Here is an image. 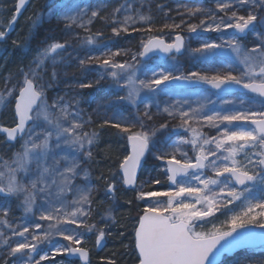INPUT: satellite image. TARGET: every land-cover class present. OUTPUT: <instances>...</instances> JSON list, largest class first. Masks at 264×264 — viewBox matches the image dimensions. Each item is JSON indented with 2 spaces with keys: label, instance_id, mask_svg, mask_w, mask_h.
I'll use <instances>...</instances> for the list:
<instances>
[{
  "label": "snow or ice",
  "instance_id": "snow-or-ice-1",
  "mask_svg": "<svg viewBox=\"0 0 264 264\" xmlns=\"http://www.w3.org/2000/svg\"><path fill=\"white\" fill-rule=\"evenodd\" d=\"M152 2L74 5L57 16L70 39L53 40L26 68L4 78L0 115L10 110L13 122L0 125V133L9 148L16 143L20 147L8 159L0 156V264H44L56 256L90 264L86 234L95 233L97 247L112 235L107 220L119 223L112 213L122 189L135 192L134 200L125 201L128 205L144 202L130 233L136 264H218L221 254L255 238L252 227L264 230V0H209L214 8L203 7L200 0L177 3L179 23L171 18V7L156 3L157 12L166 21L172 19L159 29L153 27ZM25 4L17 0L6 27L0 19V41ZM6 10L0 4V13ZM197 17L199 23L190 22ZM29 20L34 28L41 14ZM96 21L110 28V37L103 30L92 31ZM132 33L147 34L135 51L118 46L113 50L104 43L107 39L118 44V38ZM205 33L219 38H206ZM192 38L199 46H189ZM72 40L78 42L75 47L86 49L83 56L69 51H75ZM13 44L22 47L27 40ZM101 48L105 50L92 54ZM157 52L171 61L172 70L147 69L151 75L145 72L141 78L144 61ZM218 54L230 57L220 69L185 73L179 63L185 55L206 62ZM71 60L81 71L92 64L99 69L98 79L79 82L80 89L109 80L124 93L117 102L129 105L132 115L104 119L98 128L115 129L126 140V154L113 156L111 147L98 152L100 133L91 116L85 118L82 96H48L59 82L60 64L67 66ZM175 85L189 90L188 96L171 99ZM237 90L239 96L234 95ZM149 157L152 165L145 169ZM103 161L111 164L105 169ZM93 167L98 170L95 177ZM145 170L148 175L140 181L138 173ZM155 186L165 190H151ZM10 200L21 210L19 223L10 219ZM105 205L100 216L105 226L98 228L92 221ZM216 213L227 214V219L214 223ZM105 264L118 261L107 258Z\"/></svg>",
  "mask_w": 264,
  "mask_h": 264
},
{
  "label": "rangeland",
  "instance_id": "rangeland-1",
  "mask_svg": "<svg viewBox=\"0 0 264 264\" xmlns=\"http://www.w3.org/2000/svg\"><path fill=\"white\" fill-rule=\"evenodd\" d=\"M16 0H0V4H2L7 10L3 13H0V19L3 20V27L7 26V20L12 16L14 11ZM95 0H34L31 7L27 11V13L23 16L21 20V26H27L26 24L31 22L29 20V17L32 19H35V15L37 13L41 14V21L37 23L35 27L40 28L43 27L42 35H43V48L47 46V44H50L53 40H59L63 42L64 40H69L70 36L68 34H65L63 31L64 25L63 23L57 22V16L60 14H63L67 12L69 9H71L74 5H79L81 7L84 6L85 3H93ZM116 3L121 2V0H115ZM201 5L205 8L211 7L214 8V3H210L209 0H200ZM156 3H164L167 6L171 7L173 9L171 13V18H175V22L179 23L180 18L177 16L175 12V7L177 3H191V0H153L151 3V9L152 14L154 17L153 27L159 29L161 25L165 22L171 23L172 19H168L167 21L164 19L163 14L157 12L156 10ZM35 5H38L36 7ZM136 7H139V4L135 5ZM40 8V9H39ZM147 8V5H146ZM145 8V10H146ZM36 9H39L40 11H37ZM103 14V13H102ZM191 23H199V17L197 18H191ZM92 31L95 32L97 30H103L105 33V37L111 36L110 28L105 27L102 21H96L94 22V25L91 26ZM75 32H80L81 35H84V33L80 29H74ZM161 34L159 32H154L153 35ZM184 35L187 37L189 34L185 31ZM206 38L210 39H218L219 34L217 33H205L203 34ZM168 39V37H165ZM251 38V37H250ZM141 39H147L146 33H132L130 37H121L118 38V44L116 40H105L104 43L108 45V47H111L113 50H115V47H121V48H129L133 51L137 50L140 44ZM74 45V47L77 45V41L72 40L71 41ZM170 42V41H169ZM189 46L194 48L199 46V41L195 38H192L188 41ZM105 49H96L93 50L92 54H99L100 52L104 51ZM69 51L73 52V55H76L79 53V55L83 56L86 49H81L78 47H75V51L73 49H69ZM4 52L3 44L0 43V56ZM67 54H65L66 56ZM59 57H57V60L59 61ZM123 59V57L121 58ZM230 62V57H228L226 54H218L216 56L209 57V59L206 62L201 61H195L190 59L188 56H181L180 57V66L183 72L187 73L189 71H202L205 69H220L224 65L228 64ZM49 64V74L51 73V61L48 62ZM144 64L146 65V68H142L141 72L138 73V75L143 78L145 72L147 75H151V71H147V69L152 70H159L160 68H165L168 70L171 69V61L166 59H161L160 57L156 56L153 57L147 61H144ZM88 71H81L78 67L76 60H71L70 63L65 66L64 64H60L59 70H60V78L59 82L54 86L53 89H50L48 92V96L54 97L56 95H65L67 94L68 98H71L73 96H76L79 94L83 97L81 102V108L84 110L85 118L88 116H91L92 120L94 121V124H100L104 119L114 117L116 115H122L124 117H129L132 115V109L127 104H122L117 102V97L119 95H123L124 93L119 91L117 88L110 86L111 82L109 80H102L98 85H94L91 89H80L78 86L79 82L87 83L89 81H95L99 77V69L96 64H92L88 66ZM9 74H6L5 77H7ZM4 77V78H5ZM4 82V79H3ZM0 84V88H3L4 83ZM189 90H182L174 88V95L171 97V99H181L188 96ZM93 92V93H92ZM165 97H161V99H164ZM192 100L196 99L195 95H192L190 97ZM214 98V97H213ZM228 98V97H225ZM14 103V101H13ZM140 109L143 110V103L139 105ZM153 111H155V108H153ZM8 111H4L2 115H0V121L1 120H8L9 116ZM178 121H173L172 123L175 124ZM205 131H209L208 129H205ZM211 134H215L214 131L211 132ZM101 146H104V142H100ZM20 147L19 143H16L14 147L9 148L8 151L1 153L0 156H3L4 159H8L14 151H16ZM121 148H115L112 152L113 156L120 154L121 155ZM189 155H192L190 146L188 148ZM152 160L151 157L148 159V164H151ZM211 175V173H209ZM147 177V176H146ZM145 177V178H146ZM143 178L142 180H144ZM140 180V181H142ZM147 191V187L144 189ZM142 205L141 209L144 206L143 201H139ZM12 209L13 214L10 219L13 220L14 223H19L18 218L21 216V210L16 208V201L10 200L9 201ZM240 205L238 204L236 207V210L239 211ZM99 221L93 220L92 222L97 223V227L105 226L104 222L100 221V217H98ZM227 219V214H221L216 213V219L213 221L216 224H220L221 222L225 221ZM108 221V220H107ZM206 227H211V225H207ZM257 228V227H252ZM107 240V237L105 238ZM61 243H66L64 241H60ZM94 245H95V233L86 234V243L85 247L88 248L90 251H94ZM49 254H51V249H48ZM262 251L264 252V248H262ZM63 256H56L52 259V261H46L44 264H65L63 260H61ZM38 258V257H37ZM66 261L65 257H63ZM264 264V263H263Z\"/></svg>",
  "mask_w": 264,
  "mask_h": 264
},
{
  "label": "trees",
  "instance_id": "trees-1",
  "mask_svg": "<svg viewBox=\"0 0 264 264\" xmlns=\"http://www.w3.org/2000/svg\"><path fill=\"white\" fill-rule=\"evenodd\" d=\"M38 7V5H35ZM40 9V8H39ZM36 9L37 11H40ZM27 13V12H26ZM25 13V14H26ZM21 23V22H20ZM18 23L14 32L5 39V43L3 45L4 52L0 56V84L3 82V79L6 74L16 73L20 67H27L31 61L36 58L39 50L43 49V35L42 30L43 27L37 29V27L31 28V22L27 23L25 27L21 26ZM27 40V44H24L22 47H16L13 44V41H18L23 44V42ZM93 93V92H92ZM9 120H1L0 125L11 126V112L9 113ZM6 116V117H9ZM99 124L93 125L96 127L100 133V142H104V146L99 144L98 152L100 150L111 147L112 152L115 148H121V156L126 154L124 152V146L126 145V140H122L118 135H116V130L110 127L99 129ZM4 142L3 137L0 135V154L9 150V146H7ZM101 156L97 155V160H100ZM111 164V161H103L102 167L107 168ZM150 167L145 165V169H149ZM98 175V170L93 167V176ZM148 175V171L145 170L141 172L139 180H142ZM166 188V187H165ZM158 190H163L160 186L157 188ZM150 188L147 187V191ZM151 190H155L152 188ZM119 204L115 208L112 213V216L119 223L113 224L112 219H108L107 224L112 225L110 231L112 235L107 236L105 248L100 253H95L94 251H90V264H105L107 258H113L118 261V264H136L135 256L132 255V249L134 248L133 238L130 235L132 232V228L135 220L138 218V215L141 212V203L135 202L132 205H128L125 201L129 199H133L135 197V192H125L123 189L120 193H118ZM100 197L98 196L97 199ZM107 205L99 210V212L95 215V221H99L97 219L101 215H104L107 210ZM102 222V221H101ZM120 232H124V237L119 235ZM125 245L128 247L126 248ZM115 254V255H114ZM251 260L253 264H263L264 263V252L262 248L256 251H244L242 253L237 254L233 258L224 259L221 264H240L242 260ZM61 260L65 262V264H69V262L65 261L62 257ZM71 264H78L75 262H71Z\"/></svg>",
  "mask_w": 264,
  "mask_h": 264
},
{
  "label": "water",
  "instance_id": "water-1",
  "mask_svg": "<svg viewBox=\"0 0 264 264\" xmlns=\"http://www.w3.org/2000/svg\"><path fill=\"white\" fill-rule=\"evenodd\" d=\"M32 1L33 0H26V4L23 6V8L21 10V13L18 16V20L21 18V16H23V14L28 9V7L30 6V4H31ZM16 3H17V0H16ZM14 12H15V9H14ZM18 20H17V22H18ZM13 29H14V27H13ZM13 29L9 31V33L7 34V36H9L12 33ZM156 56L160 57L161 59H166V57H164L162 53H158L157 52L155 54H150V56L145 61H147V60H149V59H151L153 57H156ZM173 87L174 88H177V89L186 90L185 88H183V87H181L179 85H175ZM201 87L206 88L207 86H201ZM236 93H240L239 90H237L234 94H236ZM0 134H2V133H0ZM2 135L5 138V135L4 134H2ZM138 176H139V173H138ZM251 231L255 234V238L252 241L248 242L243 247L236 248V249H233L230 252H225V253L221 254L219 256V258H218V264H220L224 258H232L237 253H240V252H243V251H246V250H255V249H258V248L264 246V244H262V242H261L262 241V235L261 234L264 233V230H262L260 228H251ZM104 247H105V240L103 241L102 246L97 247L95 245V249H96L97 252H101L104 249ZM65 259L68 260V261H76V262H79L80 264H83V262L80 261L78 257H76V258H73V257H65Z\"/></svg>",
  "mask_w": 264,
  "mask_h": 264
},
{
  "label": "bare ground",
  "instance_id": "bare-ground-1",
  "mask_svg": "<svg viewBox=\"0 0 264 264\" xmlns=\"http://www.w3.org/2000/svg\"><path fill=\"white\" fill-rule=\"evenodd\" d=\"M22 18H23V16H21V18H20V19L18 20V22L15 24L14 28L18 25V23L21 22ZM10 19H11V17H10L8 20H10ZM8 20H7V21H8ZM7 21H6V22H7ZM21 23H22V22H21ZM21 23H20V24H21ZM23 27H24V26H23ZM186 90H187V89H186ZM139 175H141V172L139 173Z\"/></svg>",
  "mask_w": 264,
  "mask_h": 264
},
{
  "label": "flooded vegetation",
  "instance_id": "flooded-vegetation-1",
  "mask_svg": "<svg viewBox=\"0 0 264 264\" xmlns=\"http://www.w3.org/2000/svg\"><path fill=\"white\" fill-rule=\"evenodd\" d=\"M236 96H239L240 94H235ZM151 165H152V163L151 164H147V166H149L150 168H151ZM159 186H155L154 188H155V190H158L157 188H158ZM165 187H166V185H165ZM163 190H165V188L163 189Z\"/></svg>",
  "mask_w": 264,
  "mask_h": 264
}]
</instances>
